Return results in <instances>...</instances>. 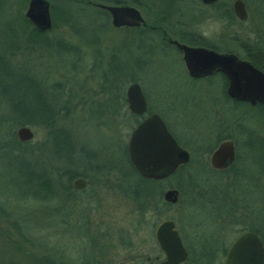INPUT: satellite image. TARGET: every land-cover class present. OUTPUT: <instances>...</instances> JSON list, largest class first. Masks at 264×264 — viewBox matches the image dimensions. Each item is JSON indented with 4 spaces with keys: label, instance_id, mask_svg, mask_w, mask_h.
I'll return each mask as SVG.
<instances>
[{
    "label": "rangeland",
    "instance_id": "obj_1",
    "mask_svg": "<svg viewBox=\"0 0 264 264\" xmlns=\"http://www.w3.org/2000/svg\"><path fill=\"white\" fill-rule=\"evenodd\" d=\"M23 1L12 0L0 11V28L6 19L13 20L14 15L15 26L19 25L17 16L24 13L27 3L23 6ZM80 1L70 0L63 9L58 4L55 16L50 13L52 27L44 34L50 40L47 48L54 47L55 41H62L79 52L57 54L36 47L32 50L29 45L23 47V36L18 35L19 50L11 58L18 63L26 58L24 72H20L36 77L41 94L48 84L70 92V97L62 91L56 97L59 104L66 106L59 114H66L61 124L69 135L70 152L82 158L92 155L95 162L107 165L119 160L115 151L120 140L126 144L132 124L124 113L123 101L118 98L125 96L130 82L137 81L148 103L159 109L177 143L186 147L190 160L193 159L176 177L183 181L185 192L178 194L175 204L159 206L143 227L134 229V204L116 188L120 175L118 165L108 173L75 163L72 169L84 173L90 180L82 191L70 193L55 187L57 195L52 198L45 192L42 199L21 198L16 196L14 185L9 182L12 173L9 161L13 154L0 152V230L4 232L0 231V264H33V256L50 258L60 264H148L147 258L154 257L158 249L154 228L164 219L174 221L182 243L185 246L186 242L193 250L212 228H225L228 232L223 236L226 246L242 228L254 226L264 234V108L233 105L224 96L219 75L189 78L179 54L170 48L161 49L164 53L157 50L160 46L157 38L154 41L157 48L153 49L152 56L146 57L140 51L148 48V42L140 37L139 31L112 28L108 19L98 30L97 26L104 19L97 16L92 5H83ZM231 1L223 0L228 4ZM242 1L247 17L234 23L233 29L239 36L235 45L224 41L225 34H232L233 29L224 28L220 20L208 18L194 24L193 28L216 46L229 49L239 57L243 54L242 46L250 47L253 43L258 44L264 55V0ZM121 2L135 6L146 20L150 18L143 8L134 4L138 0ZM175 7L179 12L171 21L176 22L178 18L180 25L176 30L186 29L185 21L194 13L190 0L176 1ZM62 10L72 16L73 29L69 22H61ZM93 39L98 42L92 43ZM122 62L125 65L123 76H113L110 66L118 67ZM18 72L13 67L12 77ZM105 74L111 83L103 84ZM2 88L6 86L0 85ZM107 89L108 92L113 90L111 96L116 93L115 99H106ZM118 89L122 91L121 96ZM30 129L33 137L24 148L36 156L42 133L39 128ZM220 135L232 139L236 154L235 177L232 173L212 172L200 165L198 154L202 152L199 158L207 162L209 151L203 150L213 148ZM27 158L31 168L34 165L41 169L38 166L41 157ZM121 168L126 173V183L137 181L126 164ZM210 184H215L225 194L220 190L212 193L208 189ZM207 197H212L213 203H207ZM211 204L219 208L213 209ZM196 205H204V208ZM122 230L130 236L132 249L122 248L118 238Z\"/></svg>",
    "mask_w": 264,
    "mask_h": 264
},
{
    "label": "trees",
    "instance_id": "obj_2",
    "mask_svg": "<svg viewBox=\"0 0 264 264\" xmlns=\"http://www.w3.org/2000/svg\"><path fill=\"white\" fill-rule=\"evenodd\" d=\"M12 0H0V11L4 8L9 6V2ZM22 2V5H25V2ZM50 3V13L55 16V11L60 7L63 9L62 6L65 7V4L70 2V0H48ZM68 1V2H67ZM176 1L182 0H138V2H134V4L138 5L139 7L143 8L146 13L149 14L147 18V22L156 24L158 20L162 19L163 21L168 20V14L170 12L171 5L175 4ZM83 5H92L94 7V3H106V4H120L124 3L121 0H81L80 1ZM15 3V2H14ZM17 3V2H16ZM132 3V2H131ZM190 3H194V0H190ZM59 4V5H58ZM175 9L178 10L177 7ZM94 12H96L99 18L104 19L103 24L97 26L98 30L107 22L108 13L105 10L99 9L94 7ZM63 15L61 18L62 23H68L69 27L73 29L72 26V16H70L67 12L62 10ZM19 26L16 28L15 26V15L12 20L6 19V23L2 25L0 28V43L1 45V52H0V85L6 86L5 88L0 89V152H9L13 155L11 156V175L9 178V182L14 185V191L17 197L26 198L27 196H33V198L42 199L45 194L49 197H54L57 195L54 188L56 187L57 190L60 188L65 190L64 192L76 193L70 187V180L75 176H82L86 181L89 180V177L84 173L78 172L75 169H72L71 165L75 163H81L83 166H87L89 169H95L99 171H108L116 169V165H118L120 172L119 174V183L117 184V191H120V194L125 196L128 200L133 202L134 204V212L136 214V221L134 229H138L143 227V224H146L148 219L155 215L154 210L158 211L159 206L167 207L171 206L168 202H165L162 198V190L163 188H175L178 191V194H182L185 192L184 184L182 180L177 179V174L182 171L184 165L179 166L171 175L167 176L164 179L153 180L143 178L135 171L132 165L129 163L127 152H126V144L120 140L118 145L117 153L119 160L111 161L110 164H104L95 162L93 160V156L82 158L80 155L74 154L70 152L72 151V145L69 140V135L65 126H62V119L66 116V114H59V111L66 108L64 103H60L57 101L56 97L59 96L60 93L65 91L62 88H56V84H48L44 89V93L41 94L39 88V81L36 79L35 76L31 74L25 75L24 68H25V60L26 58L20 63L13 61L11 56L19 50V46L17 45L18 42V35L23 36L22 40H24V46L27 48L29 45L30 49L34 50L36 48H44L46 50L54 51L55 53L59 54L61 51H77L71 47L70 45L67 46L62 41H55L54 47L47 48L50 46V40L45 37V32H41L37 30L20 12L19 16ZM224 19L226 21L237 20L234 16L230 6L228 3H225L224 7ZM179 19L176 18V22H172L168 20L167 24L171 26L177 27L180 25L178 22ZM161 22V24H162ZM188 21L186 20L185 23ZM190 22V20H189ZM3 23V22H2ZM28 26L30 28L28 29ZM160 29V28H159ZM144 31V39L148 42V48L143 50L144 56L150 57L152 56L153 49L155 48L154 41L156 40V36L152 31L147 32ZM141 31V32H142ZM168 35V33H167ZM182 37L184 41L193 44V45H202V46H209L211 48H215V46L207 40L206 38L200 36H191V35H183L179 34V37ZM84 42V40H82ZM89 43V42H85ZM95 43V42H93ZM161 45L166 48H170L169 45L161 42ZM242 57L247 59L252 65L259 68L264 72V55L261 48L258 44L253 43L250 47L247 45L242 46ZM26 51V49H25ZM78 54V53H77ZM234 54H236L234 52ZM7 55V56H6ZM237 55V54H236ZM76 56V55H75ZM79 56V54H78ZM77 56V57H78ZM238 56V55H237ZM80 57V56H79ZM239 57V56H238ZM145 58V57H144ZM146 60V58H145ZM135 64V62H134ZM110 65V64H109ZM13 67H15L19 72L14 78L12 77ZM135 67V66H134ZM111 73L113 76H123V69L125 68L124 63L122 62L121 66L118 67H111ZM221 79L223 80V88L226 84L225 77L222 74H218ZM103 84L111 83V79H109L108 75L105 74L103 76ZM6 83V84H2ZM113 88V87H112ZM48 89V92H47ZM114 90H117L115 88ZM62 91V92H61ZM109 95L106 99H115L116 93H113V96L110 93L113 92L111 90L108 92V89L105 90ZM68 92V91H67ZM119 95H122V91L118 89ZM70 92L65 93L68 97H70ZM224 93V89H223ZM47 94V96H46ZM10 96V97H8ZM73 96V95H72ZM111 96V97H110ZM225 98L227 96L224 93ZM105 99V100H106ZM123 101L124 97H119ZM13 101V102H12ZM232 104L235 106L238 105H245L246 103L232 101ZM122 102V106H123ZM255 108L263 109L264 105H256ZM114 115H117L115 112ZM130 117V116H129ZM130 122L135 124V118L130 117ZM132 124L130 126H132ZM26 125L28 127L39 128L42 133V137L40 142L36 146L37 155H32L31 152H28L27 149L24 148L25 144H28V141L21 142L16 138L15 129L18 126ZM14 127H16L14 129ZM228 137V136H225ZM224 136H221L216 139L219 141L223 139ZM27 146V145H26ZM212 146L204 149L203 151H210ZM200 152L198 154V158L202 156ZM29 156L33 157H41L40 165H38L41 169L39 170L36 166L33 165V168L30 166V160L27 158ZM193 161V159H191ZM190 160V162H191ZM200 165L210 170L212 172H225V173H232L233 176H236L237 170L235 169V165L233 164L229 168L223 171H214L209 168L208 163L204 161V159H200ZM122 164H126L129 167V170L136 176V182H131V184L125 182L126 173L121 168ZM51 167V168H49ZM176 178V179H175ZM209 191L220 190L218 186L215 184H210ZM43 191V193H42ZM45 192V194H44ZM221 194H225L222 190H220ZM31 194V195H30ZM235 195V194H234ZM236 199V195L234 196ZM223 201V200H222ZM0 211H2V207L0 206ZM157 213V212H156ZM12 227H15L14 224H11ZM245 230L253 231L257 234L259 239L261 240L264 246V234L261 233L257 228L254 226H250L247 228H242L238 232H242ZM1 231V230H0ZM2 232V231H1ZM4 233V232H2ZM225 234V233H224ZM118 238L120 240V244L123 249H132V242L130 240V236L126 233V231L122 230L119 232ZM202 238V237H201ZM223 239V238H222ZM220 241L222 243L226 242L223 240H215ZM227 244V242H226ZM185 248L187 250V259L185 262H189L191 264H222L223 256L227 250V247H223L221 249H203L201 247H197L194 250L189 247L188 244L185 242ZM153 256H161V252L157 249L156 253ZM42 258V259H41ZM150 260H153V257H149ZM184 262V263H185ZM34 264H60L56 263L54 260H50V258L44 257H34L33 261ZM183 263V264H184ZM136 264V263H135Z\"/></svg>",
    "mask_w": 264,
    "mask_h": 264
},
{
    "label": "water",
    "instance_id": "obj_3",
    "mask_svg": "<svg viewBox=\"0 0 264 264\" xmlns=\"http://www.w3.org/2000/svg\"><path fill=\"white\" fill-rule=\"evenodd\" d=\"M211 3L215 0H200ZM96 7L105 10L112 27L144 26L146 21L139 10L129 4L96 3ZM234 16L243 21L247 17L244 2L232 0ZM24 17L39 31H48L51 26L50 3L48 0H27ZM181 53L186 73L191 78H202L215 72L226 79L227 96L250 106L264 105V72L249 61L239 58L232 52H218L203 46H189L177 40H171ZM127 108L131 113L139 114L145 110V99L137 81L130 82L125 89ZM16 138L29 141L33 132L26 125L15 129ZM129 163L143 178L159 180L171 175L180 165L189 160L188 152L177 144L156 114L140 121L129 133L126 141ZM233 142L221 140L208 156V164L213 170H224L234 161ZM85 179L76 176L71 187L79 190L85 187ZM165 202L174 204L178 200V191L169 187L162 192ZM154 239L162 259L155 264H183L187 251L171 219L161 220L154 228ZM152 264V263H150ZM223 264H264V247L259 237L252 231L240 233L227 249Z\"/></svg>",
    "mask_w": 264,
    "mask_h": 264
},
{
    "label": "flooded vegetation",
    "instance_id": "obj_4",
    "mask_svg": "<svg viewBox=\"0 0 264 264\" xmlns=\"http://www.w3.org/2000/svg\"><path fill=\"white\" fill-rule=\"evenodd\" d=\"M95 4L96 3H94L93 5H94V7H96L95 6ZM106 4V3H105ZM110 4H112V3H110ZM120 4H127V3H120ZM130 5V4H129ZM191 5H192V7H193V9H194V13H193V15H191V16H189L188 17V20H190V22L188 21L186 24H184V26L186 27V29H182V30H176V28L174 27V26H171L170 24H167L168 23V20H171V19H173L174 17H176L177 15H178V12H179V10H177V9H175V4H172L171 5V8L172 9H170V12H169V14H168V20L167 21H163L162 22V19L161 20H158L157 22H156V24H153V23H149V22H147V20L143 17V15L141 14V16L144 18V20L146 21V24L144 25V26H138V27H135V26H132V27H125V26H121V27H112L111 25V27L112 28H115V29H130V30H133V31H139L140 32V37H142V38H144V31H142V30H145V31H147V32H150V31H152L153 33H155L154 35L156 36V38L157 39H159V48H157V47H155V48H157V50H159L161 53H164V51H161V49H164V48H166V47H163V45H161V42H163V43H165V44H167V45H169L170 46V49L171 50H173L174 52H176L177 54H179V56H180V58H181V53H180V51L176 48V46L173 44V42H171V40H177L178 42H180V43H184V44H186V45H189V46H202V45H193V44H190V43H188V42H186V41H184L183 39H181L182 37L180 36L179 37V34L181 35V34H183V35H193V36H201L202 35V37H204L205 38V36L202 34V33H198V32H196V30H194V28H193V25L194 24H196V23H198V22H200V21H202V20H205V19H208V18H213V19H217V20H220L222 23H223V27L224 28H229V27H231L232 29H233V26H234V23L236 22L235 20H230V21H226L225 19H224V7H225V2H223V0H215V1H213V2H211V3H202L200 0H194V3H191ZM229 6H230V8H231V2H230V4H229ZM98 8V7H97ZM100 9V8H99ZM103 10V9H102ZM232 10V9H231ZM140 12V11H139ZM173 17V18H172ZM237 20H239V19H237ZM108 21H109V24H110V18H109V15H108ZM51 22H52V19H51ZM161 22H162V24H161ZM101 23H102V21H101ZM103 24V23H102ZM52 27V26H51ZM160 28V29H159ZM177 29H179V28H177ZM49 31V30H48ZM48 31H46V32H48ZM142 31V32H141ZM167 33H168V35H167ZM226 36H225V38H224V41H228L229 43H231V44H236V43H238V40H239V36H238V34H237V31L235 30V29H233V32H232V34H230V35H227V34H225ZM207 39V38H206ZM208 40V39H207ZM82 41V40H81ZM210 41V40H209ZM92 43L93 42H98V41H96V39H93L92 41H91ZM210 42H212V41H210ZM212 44L215 46V48L216 49H214V48H211V47H209V46H203V47H207V48H211V49H213V50H215V51H218V52H231V50H229V49H224L223 47H218V46H216L215 44H214V42H212ZM233 53V52H232ZM140 54L141 55H143L144 56V53H143V51H140ZM241 59H244V58H241ZM245 60H247V59H245ZM181 61H182V59H181ZM248 61V60H247ZM183 63V62H182ZM184 66V65H183ZM137 67H138V65H137ZM186 71V70H185ZM187 74V73H186ZM219 73L218 72H215V73H213L212 75H218ZM221 74V73H220ZM212 75H210V76H212ZM188 76V75H187ZM210 76H207V77H202L203 79L205 78H208V77H210ZM189 77V76H188ZM189 78H191V77H189ZM202 78H196V79H202ZM191 79H194V78H191ZM226 80V79H225ZM224 93H225V95L227 96V94H226V91H225V89H226V84H225V86H224ZM142 91V90H141ZM143 93V92H142ZM144 95V94H143ZM227 98H228V100H230V101H234V100H232V99H230L228 96H227ZM144 99H145V105H146V107H145V110L142 112V113H139V114H134V113H131L129 110H128V108H127V103H126V100H125V96H124V99H123V107H124V113H125V115L127 116H130V117H133V118H135V124H133V126H130V131L140 122V121H142V120H144L145 118H147L148 116H150L151 114H156L160 119H161V121L163 122V124L165 125V127H166V129H167V131L170 133V135L175 139V137H174V135H173V133L171 132V130L169 129V127L167 126V124H166V122H165V120H163V117H162V115L160 114L161 112L159 111V109H156L154 106H152L151 104H149L148 103V101H147V99L145 98V96H144ZM247 104V103H246ZM248 105V104H247ZM256 105H259V104H256ZM256 105H254L253 107H255ZM129 117V118H130ZM130 131H129V133H130ZM129 133H128V135H129ZM220 136H224V138L223 139H226V138H229V137H225L226 135H220ZM128 137V136H127ZM223 139H221V140H223ZM230 139V138H229ZM221 140H219V141H217V144L221 141ZM232 140V139H231ZM176 141V140H175ZM177 142V141H176ZM178 144V143H177ZM216 144V145H217ZM179 145V144H178ZM216 145L209 151V153H208V155H207V163H208V156H209V154H210V152L216 147ZM182 147V146H181ZM182 148H184L187 152H188V154H189V160L186 162V163H184L183 165H186L189 161H190V153H189V151L186 149V147H182ZM234 150V149H233ZM234 155H235V157H234V161H233V163L230 165V166H232L233 164L235 165V160H236V154L234 153ZM199 159V158H198ZM180 166H182V165H180ZM208 166H209V164H208ZM229 166V167H230ZM228 167V168H229ZM209 168H210V166H209ZM227 169V168H226ZM213 170V169H212ZM225 170V169H224ZM214 171H217V170H214ZM220 171H223V170H220ZM71 181H72V179L70 180V187H71ZM85 182H86V184H85V187L87 186V181H86V179H85ZM84 187V188H85ZM84 188H82V189H79V190H74L72 187H71V189L74 191V192H79V191H82ZM206 202L207 203H213V200H212V197H207L206 199ZM206 202L204 201V203L203 204H206ZM215 202H217V201H215ZM170 205H173V204H171V203H169ZM175 204V203H174ZM196 206H199L200 208L202 207V208H204V205H196ZM211 208H213V209H217V208H219L217 205H213V204H211ZM205 212V211H204ZM205 214V213H204ZM205 216H206V214H205ZM233 222H235V218H233ZM224 229V230H223ZM223 229H221L220 227H217L215 230H213V228H212V230H211V232H206V234L203 236L204 237V239H202V242L201 243H198L197 244V247H201V248H203V249H221V248H223V247H227V249L229 248V246H230V244H231V242L236 238V236H238L240 233H242V232H244V231H242V232H238V234L232 239V241L229 243V245L228 246H226V242H224V243H222V242H220V241H215L216 239L217 240H223L222 238H223V236L226 234V233H228L226 230H225V228H223ZM245 231H250V230H245ZM253 232V231H252ZM225 233V234H224ZM255 233V232H254ZM256 234V233H255ZM257 235V234H256ZM261 241V240H260ZM262 243V242H261ZM184 245V244H183ZM263 245V244H262ZM185 247V246H184ZM264 247V246H263ZM186 249V248H185ZM187 251V250H186ZM226 252H227V250H226ZM226 252H225V254H224V256H223V259H222V264H223V260H224V257H225V255H226ZM154 259L153 260H150L149 258H147V261H148V264H150V263H152V264H155V263H157L159 260H161L162 259V253H161V256L160 257H158V256H154L153 257Z\"/></svg>",
    "mask_w": 264,
    "mask_h": 264
}]
</instances>
